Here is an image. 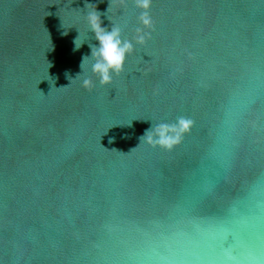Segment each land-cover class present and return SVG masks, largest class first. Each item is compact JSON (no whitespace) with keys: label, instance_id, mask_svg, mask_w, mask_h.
<instances>
[{"label":"water","instance_id":"1","mask_svg":"<svg viewBox=\"0 0 264 264\" xmlns=\"http://www.w3.org/2000/svg\"><path fill=\"white\" fill-rule=\"evenodd\" d=\"M89 3L134 49L105 86ZM142 11L0 0V264H264V0H152L139 44Z\"/></svg>","mask_w":264,"mask_h":264},{"label":"clouds","instance_id":"2","mask_svg":"<svg viewBox=\"0 0 264 264\" xmlns=\"http://www.w3.org/2000/svg\"><path fill=\"white\" fill-rule=\"evenodd\" d=\"M121 3H124V0H121ZM135 3L138 8L144 10L139 16L143 27L136 29L135 40L139 44H145L155 31V22L150 14L152 0H135ZM86 7L91 9L87 12V23L98 41V45H90L91 57L95 60L91 65V71L98 78L100 85H109L113 82V74L119 76L124 71L126 56L134 50L133 44L129 40L121 39L119 27L112 26L109 31L102 26L101 13L96 10L94 4H86ZM78 37L74 40L76 49L83 44L82 42L79 45L76 44ZM189 56L191 57V53ZM86 58H83L82 63ZM49 67H51L50 64ZM82 87L91 91L95 87L92 78H84ZM192 124L191 119L179 117L174 123H159L146 130L141 139L146 140L153 147L160 146L170 151L181 142L183 135L190 131Z\"/></svg>","mask_w":264,"mask_h":264}]
</instances>
